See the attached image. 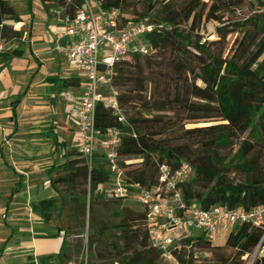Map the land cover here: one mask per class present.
Masks as SVG:
<instances>
[{"label":"trees","instance_id":"trees-1","mask_svg":"<svg viewBox=\"0 0 264 264\" xmlns=\"http://www.w3.org/2000/svg\"><path fill=\"white\" fill-rule=\"evenodd\" d=\"M141 1L147 4L146 11L136 10L135 3ZM157 1L99 0L102 9H119L123 24L148 18L145 22L156 26L145 36L152 51L144 56L126 55L114 68L111 84L125 121L119 122L102 102L95 105L98 134L119 128V155L139 159L120 162L124 169L121 182L128 190L134 184L151 188L157 183L158 164L176 168L186 161L192 168L191 177L180 188L187 205L245 210L264 205V0H209L208 6L203 0H162L158 5ZM40 2L44 10L56 3L70 17L82 5L81 0ZM245 5L253 9L252 14L216 27L222 38L236 33L226 52L217 40L201 42V22L217 18L223 23L217 13ZM130 7L131 16L125 11ZM19 19L11 4L0 0V36H17L19 32L6 22ZM59 84L62 88L74 85L65 79ZM108 94L103 92L105 97ZM193 123L208 124L185 127ZM47 137L53 153L65 148L64 156L45 169L57 195L32 203L31 209L48 223L55 213H61L65 196L83 229L87 203L94 202L115 177L101 154L96 153L98 157L89 163L79 145L67 147L53 133ZM22 178L17 176L11 193L23 186ZM114 227L115 237L101 247L107 226H97L94 217L89 219L86 264H242L264 232L262 226L243 222L234 226L222 245L213 244L204 232L182 235L171 250V262L150 245L142 210L127 211ZM59 230L63 235L58 252L40 257L38 264L70 261L68 228ZM23 264L35 262L29 257ZM253 264H264V253Z\"/></svg>","mask_w":264,"mask_h":264},{"label":"crops","instance_id":"crops-1","mask_svg":"<svg viewBox=\"0 0 264 264\" xmlns=\"http://www.w3.org/2000/svg\"><path fill=\"white\" fill-rule=\"evenodd\" d=\"M5 1L20 18L14 30L29 24L10 59L0 56V176L6 181L0 184V264H23L29 257L38 264L40 257L58 252L63 235L31 209L32 202L57 195L45 174L59 159H54L58 154L52 152L47 134L78 145L74 114L86 78L57 49L74 40L58 37L64 14L54 17L58 10H44L40 0ZM61 79L74 85L62 88ZM19 174L27 189L14 195L11 190ZM225 238V233H218L214 241L224 243Z\"/></svg>","mask_w":264,"mask_h":264},{"label":"built area","instance_id":"built-area-1","mask_svg":"<svg viewBox=\"0 0 264 264\" xmlns=\"http://www.w3.org/2000/svg\"><path fill=\"white\" fill-rule=\"evenodd\" d=\"M81 1L82 5L74 16L64 15L63 31L57 33L58 37L64 34L74 40L65 46L57 45V49L63 51L70 63L86 78L74 114L76 138L89 163L96 153L101 154L115 177V181L108 186L110 195L139 205L144 212L150 245L165 257L171 256L179 237L191 235V230L204 232L212 242L218 233L227 235L235 225L243 222L262 226L264 230V205L246 210L228 209L226 206L202 209L194 203L187 205L180 188L191 177L192 168L186 161L176 168L158 164L157 183L151 188L134 184L132 190H128L123 185L124 169L120 162L127 164L133 159L118 153L122 135L119 128H111L104 135L98 134L94 127L95 105L102 102L117 115L119 122L125 121L111 84L114 68L126 55H148L152 48L145 36L156 26L145 21L123 24L119 9H102L99 0ZM4 45L0 36V53ZM102 87L107 89V97L103 95ZM261 241L256 247L257 255L264 253Z\"/></svg>","mask_w":264,"mask_h":264},{"label":"rangeland","instance_id":"rangeland-1","mask_svg":"<svg viewBox=\"0 0 264 264\" xmlns=\"http://www.w3.org/2000/svg\"><path fill=\"white\" fill-rule=\"evenodd\" d=\"M161 1L162 0H158L157 5ZM203 1L206 2L207 6L210 3L209 0H203ZM49 6H50L49 8H52V10H58V12L53 13L54 17H60V18L62 17L63 11L61 8L57 6L56 3H51V5ZM135 8L136 10H140L141 12L146 11L147 4L141 1V2L135 3ZM132 10L133 8L131 7L128 8L127 10H125L126 14L131 16L130 12H132ZM252 13H253V9H251L248 5H245L243 8H238V9L229 8L226 10H221L219 13H217L216 16L221 17L223 23H220L217 18H211L207 21L201 22L200 30L198 31V35L200 37L201 42L217 40L219 42L218 47H221L223 51L226 52L229 49V47L232 45V42L236 37V33H233V32L228 33L222 38L220 35L217 34L216 27L221 26L226 22L240 21L243 18L248 17ZM154 14H155L154 12L150 13V15L152 16H155ZM142 19H144L143 21H147L146 19L148 18H142ZM13 23H14L13 21L6 22L7 26H9L12 29H13L12 27ZM28 24L29 23H25L24 26L19 27L20 28L18 31L19 33L15 37H11L10 39H5L3 36H1L5 44L4 50L2 51V53H0V56H2V60L10 59V57L14 54L13 53L14 47L16 46V44H19L21 38L26 36V31L28 30L27 28ZM101 91L103 93L107 91V89L105 87H102ZM207 124L208 123H193V124H186L185 127L189 128V127H194V126H204ZM244 136H246V134ZM68 146H75V144L71 142L67 145V147ZM64 151H65V148L64 149L59 148L56 151V155L58 154V156H54L55 157L54 159H58V157L60 159L61 157H63L65 154ZM96 156L98 157V154H95L92 160L96 159ZM130 159L131 160L133 159V161L139 160L137 157L135 158L131 157ZM57 173L62 174V172H57ZM55 174L56 173H53V175ZM5 182L6 181L3 179V177L0 176V184L2 183L5 184ZM58 188H60V186H58ZM20 189L26 190L27 187L22 186L21 188H19V190ZM19 190L15 191L14 195L17 194ZM44 199H48V197ZM44 199H41V200H44ZM62 200H63V207H62L61 213L59 215L55 213L53 219L50 222L58 226V228L60 229L68 228L67 252L69 254L70 261H67L64 264H86L87 263V248H86L87 229H88V221L91 217H94V219L97 220V226H107L105 237L100 243V246L103 247L102 244L103 245L106 244L112 238L115 237V235H113V232L115 229L114 226H116V224L121 220V218L126 214L127 211H130V212H140L141 211V208L139 207V205L136 204L132 200H119V199H115L114 197H112L109 193V187L108 185H106V186H103L101 194L98 197H96L94 202L90 201L89 203H87L85 217H84L85 219L83 223L84 228L82 229L79 226V223L81 222L80 221L81 218L76 219L75 216L73 215V212H74L73 204L69 202L67 197L65 196L62 198ZM39 201H36V202H39ZM60 202H61V199L59 198L58 203ZM32 203H35V202H32ZM90 210H92V212H90ZM199 233H200L199 230H191L190 232L191 235H198ZM221 243H223V240L218 241V242L217 241L213 242V244L215 245L221 244ZM255 251H256V248L250 254L244 256L243 257L244 262L242 264H250L251 260H253L252 261V264H253L257 257V254ZM196 256H198L199 258H203L205 255L198 254ZM167 258L171 262H174L172 256L167 257ZM53 264H59V263L58 261H55Z\"/></svg>","mask_w":264,"mask_h":264},{"label":"bare ground","instance_id":"bare-ground-1","mask_svg":"<svg viewBox=\"0 0 264 264\" xmlns=\"http://www.w3.org/2000/svg\"><path fill=\"white\" fill-rule=\"evenodd\" d=\"M252 261H253V260H251V263H250V264H252Z\"/></svg>","mask_w":264,"mask_h":264}]
</instances>
